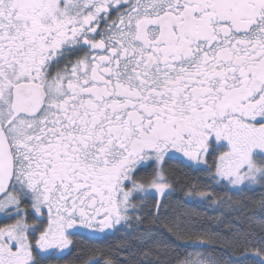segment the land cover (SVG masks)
Returning a JSON list of instances; mask_svg holds the SVG:
<instances>
[{
  "label": "snow or ice",
  "instance_id": "obj_1",
  "mask_svg": "<svg viewBox=\"0 0 264 264\" xmlns=\"http://www.w3.org/2000/svg\"><path fill=\"white\" fill-rule=\"evenodd\" d=\"M69 256L264 264V0H0V264Z\"/></svg>",
  "mask_w": 264,
  "mask_h": 264
},
{
  "label": "trees",
  "instance_id": "obj_2",
  "mask_svg": "<svg viewBox=\"0 0 264 264\" xmlns=\"http://www.w3.org/2000/svg\"><path fill=\"white\" fill-rule=\"evenodd\" d=\"M174 167L175 166L173 165ZM217 192L220 195H224L222 191L217 189ZM174 206H176L175 200L173 201ZM185 213H191L194 220L198 224H203L206 228H208L211 231H214L218 233L220 236H223L224 234L229 232L230 227H234L231 223V218L226 217L221 214L219 211H213L212 207L206 206V205H198L195 203H190L184 206L183 209H181ZM115 237L113 238V242L115 241ZM79 243L81 246H87L89 244L96 243V241L91 239H85V238H78ZM72 257L69 256L67 264H71Z\"/></svg>",
  "mask_w": 264,
  "mask_h": 264
}]
</instances>
